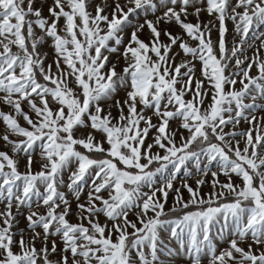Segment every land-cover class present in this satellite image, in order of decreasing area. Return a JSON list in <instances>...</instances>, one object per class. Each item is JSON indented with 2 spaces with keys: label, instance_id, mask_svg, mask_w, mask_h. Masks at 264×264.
I'll return each mask as SVG.
<instances>
[{
  "label": "snow or ice",
  "instance_id": "snow-or-ice-1",
  "mask_svg": "<svg viewBox=\"0 0 264 264\" xmlns=\"http://www.w3.org/2000/svg\"><path fill=\"white\" fill-rule=\"evenodd\" d=\"M0 264H264V0H0Z\"/></svg>",
  "mask_w": 264,
  "mask_h": 264
}]
</instances>
